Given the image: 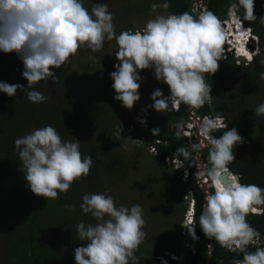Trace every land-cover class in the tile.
<instances>
[{
	"label": "clouds",
	"instance_id": "9594fccd",
	"mask_svg": "<svg viewBox=\"0 0 264 264\" xmlns=\"http://www.w3.org/2000/svg\"><path fill=\"white\" fill-rule=\"evenodd\" d=\"M196 2H192L195 16L188 11L179 14L167 12L168 0L152 3V12L158 8L165 11L146 20L142 29L116 34L114 13L104 2L94 3L89 10L84 7V0H0V52L17 55L23 64L21 77L27 81L26 87L0 81V93L13 97L18 89L24 93L28 88L32 90L27 91V99L32 103H43L47 97L33 88L36 83L54 82L57 77L54 70L61 68L78 49L86 47L95 53L102 49L106 40L114 39L117 63L113 65L109 79L112 81L113 99L122 107L131 110L140 100L138 89L143 79L140 72L146 69L151 70L155 80L166 85L169 91L164 96L159 88L151 93L153 103L150 107L155 111L161 113L169 108L177 111L180 104L198 109L205 103H211V85L205 77L218 71V61L227 54L224 44L233 48L230 51L236 53L237 63L252 64L259 55L258 38L246 23L257 20V16L254 15V0H232L228 18L223 21L207 11L206 0H199L201 10L200 13L195 12L193 6ZM240 12L242 17L238 14ZM259 20L264 24V15ZM252 46L256 47V52H251ZM90 59L95 62L94 57ZM97 69L102 70L101 61ZM259 78L264 80V72L259 73ZM253 113L264 115V101L255 107ZM207 116L213 118L205 117L197 126L202 142L176 150L185 160L190 158V151L195 152L197 160L202 158L196 172L212 187L206 189L199 180L206 193L198 218L199 227L208 240L214 239L228 251L241 253L242 259L237 264H264V247H261L264 236L261 240L260 232L246 219L249 213L263 214L264 188L240 183V175L228 169L235 160L233 149L243 145V139L235 127L229 129V123L223 116ZM188 121L189 118L175 130L190 142L191 135L186 133L188 127L185 126ZM139 123L144 126L146 120L140 119ZM218 129H223L222 135L213 136L212 133ZM121 131L122 126L117 138L121 137ZM159 131L158 127L151 129L153 136ZM161 142L157 140V143ZM13 143L22 164L19 170L26 182L25 187L37 197L54 200L58 193L68 192L74 181L80 182L89 175L91 156L82 155L79 141L62 139L52 125L34 128ZM123 147L125 150L128 148L127 145ZM205 147L208 148L209 163L206 168L203 163ZM151 148L150 151L156 154V150L154 152ZM162 159V164L174 172L175 178L185 180L189 177L190 171L180 159ZM174 161L181 163L179 168ZM184 169L187 177L183 176ZM223 174L228 177L226 184L220 179ZM65 207L75 210L72 204ZM79 208L95 223L82 220L76 224V240L82 245L74 249L75 264H138L134 253L146 236L143 230L146 221L139 204L130 207L117 204L105 190L83 194ZM186 213L189 241L185 244V251L194 253L197 237L193 201ZM249 246H254L255 250L248 251ZM166 254L179 262L184 255L172 257L171 252ZM162 259L169 264L165 258Z\"/></svg>",
	"mask_w": 264,
	"mask_h": 264
},
{
	"label": "trees",
	"instance_id": "16d2710c",
	"mask_svg": "<svg viewBox=\"0 0 264 264\" xmlns=\"http://www.w3.org/2000/svg\"><path fill=\"white\" fill-rule=\"evenodd\" d=\"M86 2L89 4V0H84V7L88 9ZM192 2L193 0H168L169 8L166 11L176 14L188 11L194 15ZM206 2L207 11L213 12L220 21L228 18V9L232 0H206ZM152 3H161V0H128L123 4L119 10V17L121 19L126 17L124 20L126 25L123 29H117L118 33L125 30L135 31L132 19L136 16L137 18L147 17L153 13L150 10ZM156 11L164 12L165 10L158 8ZM238 14L242 17V12ZM254 15L257 16V20L245 22L258 38L260 53L255 62L238 65L236 59L229 56L226 61H218V71L222 67L221 71L225 74L224 79L227 80L230 76L233 78L232 85L235 91L243 92L241 95L246 94L247 97H255L259 104L264 101V80L259 78V73L264 72V64L261 63L264 61V24H261L259 20L260 16L264 15V0H254ZM101 64L102 70L97 69L99 65H94V68L76 73L77 75L69 72L68 61L61 68L55 69L57 77L54 82L51 80L42 81L33 86L35 90L41 91L47 97L43 103L30 102L26 93L32 89L28 88L24 90V93L18 89L13 97L0 93V222L7 225L5 234L0 235V264H75L73 252L79 246L76 240V224L82 221V217L85 215L81 212L79 205L81 196L87 192L86 190H89L91 185L86 187L81 181H74L68 192L58 193L54 200L35 196L25 187L26 182L19 170V166L22 167V164L18 152L14 148L13 142L16 138L27 134L34 128L52 125L60 133L62 139L78 140L81 154L89 155L92 158V176L87 181L89 184L94 179V170L97 171V167L94 165L101 164V150L103 160L106 157L114 159L110 151L113 147L108 145L110 142L102 138L104 135L95 136L96 133L91 124H95L93 126L98 128L100 134H105L103 133L105 127V131H110L116 140H119L117 132L121 126V135L129 130L139 133L140 130L144 131L133 108L128 110L123 107L120 111L118 108H114L116 112L111 116L112 124L108 121L105 124L100 123L99 110L102 109L103 104H101V97L98 95L102 92L105 95L107 92L114 93L111 88L112 81L109 79V73L114 70V61L108 56L101 60ZM22 69L23 64L15 53L0 52V81L9 84L18 83L26 87L27 81L21 77ZM218 71L210 77H205L206 82L211 85L210 94L214 97V108L210 103H205L198 108V113L201 116H223L230 123L229 129L233 127L237 129L244 144L234 147L235 160L228 165V169L240 175V183L256 184L264 188V115L257 116L251 112L247 115L246 120L240 121L238 111L232 112V108L227 106L229 96L224 98L221 88L216 86ZM98 78L99 82H97ZM101 78H103V83ZM96 85H100L103 90H97ZM160 90L163 96L169 94L167 86L164 84ZM93 106L94 117L91 118L90 111ZM189 108L187 105L180 104L177 111H173L171 108L164 110L168 126L173 128L168 131V134L156 137L144 132L141 140H144L147 150L150 151V147L156 150V154H152V158L156 162H159L163 157L178 158L190 171L189 177L185 180L175 178V184L171 185L170 191L171 188L177 189V191H181L182 196L188 195L194 203L193 219L197 237L195 252L185 251L180 262L170 259L165 250L143 248L141 245L134 254L137 259L143 256L141 261L146 264H149V261L148 258L145 259V256L160 260L165 258L169 264H237V261L242 259V254L228 251L214 239L208 240L198 224L206 197L197 177L196 169L199 167V162L191 151L190 158L187 160L176 152L180 147L188 148L190 144L198 143L196 138L189 142L175 130L176 127L188 120ZM245 109H248L246 105ZM245 123H251L253 127H249L250 130L244 128ZM222 133L223 129H218L212 135L219 137ZM157 140L162 142L157 143ZM116 160L117 158L114 161ZM119 163L117 160V167ZM203 163H205V168L209 166L208 148L204 150ZM163 165L167 168L165 164ZM120 170L123 171L121 163ZM167 170L169 169L167 168ZM167 172L169 175V171ZM96 192L102 191L98 189ZM170 199L169 195L168 200ZM68 204L75 205V210L66 208L65 205ZM86 218L87 215L84 219L87 223ZM246 219L253 228L260 232L262 240L264 211L261 216L249 213ZM56 236H58L57 239ZM58 240L60 241L58 242ZM55 244H57L56 248ZM58 246H63L61 252ZM261 247H264V240ZM254 250V246H249L248 251ZM62 255L65 257L64 261L59 260ZM152 263L150 261V264Z\"/></svg>",
	"mask_w": 264,
	"mask_h": 264
},
{
	"label": "rangeland",
	"instance_id": "374dc122",
	"mask_svg": "<svg viewBox=\"0 0 264 264\" xmlns=\"http://www.w3.org/2000/svg\"><path fill=\"white\" fill-rule=\"evenodd\" d=\"M102 2L106 3L108 5L109 11L114 13L113 24L115 26L116 34H119L117 29H123L126 25V22L124 21L126 20V17H123V19H121L119 17V10L123 4L128 2V0H89V4L87 2L86 3L88 4V9H91L94 3ZM193 10L197 13H200L201 7L199 5V0H197L195 5L193 6ZM157 13L160 12H153L147 17H134L132 19V25L135 26V30L142 29L146 20L153 17ZM227 43H229L228 40ZM224 46L225 47L223 48H226L225 50L227 51V59L229 58V54H231L233 57L236 56V53L234 51H230L233 48H228L226 44H224ZM252 48L253 51L251 52H256V47L252 46ZM116 51L117 45L114 39L112 41L106 40L102 49L95 53H92L86 47H84L83 49L80 48L68 59L69 72L71 74H76L80 73L81 71H86L87 69L94 68V65H99L98 62L108 56L114 61L115 64L117 63L115 58ZM226 56H224L222 60H224ZM90 57H94L95 62L93 61V59H90ZM237 64L244 63L238 62ZM221 68L216 74V86L218 88H221V93L224 98L229 96L227 106H230L232 108V112L238 111L239 117L241 118L240 121L246 120L247 115L253 112L255 107L258 105L257 99L255 97H247L245 96L246 94L241 95L243 94V92L237 93L232 85L233 78L230 76L227 80H225V74L221 71ZM140 75L143 77L142 81L140 82V88L138 89L140 100L136 104H134L133 109L135 110V115L138 120H146V124L142 126L144 131L140 130V133L133 132L131 130L125 131L123 132L119 140H116L114 139L110 131H105V127L103 128V133L105 134H100L98 132V128L93 126L95 124H91V127H93V129L95 130V136L100 137L101 135H104L102 138L110 142V144L108 145L113 147L110 151L112 152L114 159L106 157L105 160H103V153L101 150V164L94 165L97 167V171L94 170L95 174L93 175L94 179L92 180V183L90 182L89 184H87V181L92 176V167L90 168L89 175L86 178L81 179V183L86 187H89V185L91 184L89 190L85 189L87 192L84 193H95L98 189L102 192L107 190L108 194L113 196L117 204H122L129 207L134 204H139L143 209L144 218L146 221L143 229L146 233V236L141 246L143 248H156L165 250V253L171 252L172 257H177L176 255L182 256L184 251L186 250L185 244L189 241L187 237L188 233L186 232L187 228L185 222L187 214L186 212L192 201L188 198V196H182L181 191H177V189L171 188L173 191H170L171 185L175 182L174 173L172 172V170H167V168L160 162V160L159 162L153 160V153L145 148L144 140H141L144 132L152 135L151 129L158 127L160 131L156 136H159L166 133L168 134V131L173 127L168 126L165 118L166 116L163 111L160 113L150 107V105L153 103V101L150 99L151 93L154 91V89H161L163 83L157 82L151 70L149 69L142 70L140 72ZM99 81L100 79L98 78L97 82ZM101 81L103 83V78H101ZM96 89L100 90L101 86L96 85ZM210 95L212 96L210 105H212L214 108V97L212 94ZM98 96L101 97L100 102L101 104H103L102 109L99 110V121L101 124H105L107 121L109 123L112 119L111 116L116 112L114 111V108H118V110L120 111V109H122L123 107L121 106L120 102L113 99L114 93L107 92L105 95L104 92H102ZM245 105L248 109H245ZM190 109L191 108H189V110ZM90 116L91 118L94 117V106L90 111ZM110 124H112V122ZM249 127H253V124L247 123L244 128L250 130ZM195 130L197 132V129H195L194 127L193 132H191L190 140L196 138L199 142L198 137L194 135ZM131 139H135L137 141H133ZM123 145L128 146L127 150H125ZM205 149L206 147L203 148V151ZM116 158L118 160V163H121L123 171L120 170V163L117 167V160L114 161ZM201 170H203V168ZM167 171H169V175L167 174ZM201 172L202 171H200V173ZM201 182L206 185V189H212L211 184L205 177L201 180ZM166 193L168 194L166 195ZM169 195L171 196L170 200H168ZM85 216L86 215L82 217L83 221L85 219ZM86 219L88 220V222L95 223L94 219L91 218L90 215H87ZM6 226L7 225L4 222H0V235L3 236V234H5ZM57 238L58 236H56V239ZM59 241L60 240H58V242ZM77 243L79 246L82 245L81 241L77 240ZM57 244L54 245L55 248L57 247ZM58 248L61 252L63 246H58ZM172 252H175L174 255ZM139 258L140 259H137L138 264H142L143 262L141 261V259L144 257L142 256ZM147 258L149 264L150 261L153 262L152 264H167L163 261L162 258L161 260L159 258H156V260L151 257L150 259L149 257L145 256V259ZM178 258L180 259L181 257ZM59 260L64 261V255H62Z\"/></svg>",
	"mask_w": 264,
	"mask_h": 264
},
{
	"label": "built area",
	"instance_id": "2783aa9c",
	"mask_svg": "<svg viewBox=\"0 0 264 264\" xmlns=\"http://www.w3.org/2000/svg\"><path fill=\"white\" fill-rule=\"evenodd\" d=\"M205 117H210V118H213L212 116H201L199 113H198V109H195V108H191L190 109V116H189V121L187 122V124L185 126L188 127V131L186 132L188 135H191V132H193V128L195 127V129H197V126L198 124L205 118ZM224 121V120H223ZM225 122V121H224ZM192 130V131H191ZM194 135H196L199 139V142H202V138H200L195 130L194 132ZM244 144V142L242 143ZM207 148V147H206ZM152 151L155 152V149L154 148H151ZM167 161H169V159H167ZM175 162V161H174ZM176 164V168H179L181 163L179 161L175 162ZM200 170V169H198ZM183 176L184 177H187V170L184 169L183 170ZM197 177L199 180H202V176L198 173L197 174ZM192 213V210L191 212ZM189 216V215H188Z\"/></svg>",
	"mask_w": 264,
	"mask_h": 264
},
{
	"label": "water",
	"instance_id": "95a60500",
	"mask_svg": "<svg viewBox=\"0 0 264 264\" xmlns=\"http://www.w3.org/2000/svg\"><path fill=\"white\" fill-rule=\"evenodd\" d=\"M193 154L195 153V152H192ZM199 160V159H198ZM200 160H202V158L200 157ZM199 160V163H201V161ZM164 162V159H162L161 160V163H163ZM239 177V176H238ZM220 179H221V181L223 182V183H228V177L226 176V174H223L221 177H220Z\"/></svg>",
	"mask_w": 264,
	"mask_h": 264
}]
</instances>
